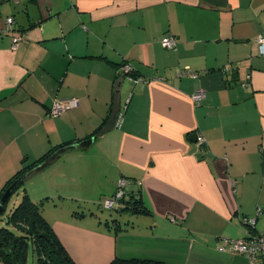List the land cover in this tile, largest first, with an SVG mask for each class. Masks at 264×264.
Returning a JSON list of instances; mask_svg holds the SVG:
<instances>
[{
	"label": "crops",
	"instance_id": "0c3cea01",
	"mask_svg": "<svg viewBox=\"0 0 264 264\" xmlns=\"http://www.w3.org/2000/svg\"><path fill=\"white\" fill-rule=\"evenodd\" d=\"M261 35L264 0H0V190L24 162L100 131L132 66L118 126L58 161L63 171L89 157L97 176L111 169L108 197L126 179L151 215L117 225L70 212L47 220L76 264H250L230 241L264 236ZM167 36L174 49L162 46ZM68 99L77 106L49 117ZM193 134L212 158L193 154ZM251 217L254 228L243 223Z\"/></svg>",
	"mask_w": 264,
	"mask_h": 264
},
{
	"label": "trees",
	"instance_id": "16d2710c",
	"mask_svg": "<svg viewBox=\"0 0 264 264\" xmlns=\"http://www.w3.org/2000/svg\"><path fill=\"white\" fill-rule=\"evenodd\" d=\"M12 18V17H9ZM13 19V18H12ZM14 31V29H13ZM9 32L8 34H10ZM7 34V35H8ZM23 37L21 35L14 36ZM125 72H121V75ZM129 78L134 79L136 76V70L131 69L129 71ZM120 75V76H121ZM69 100V99H68ZM71 100V99H70ZM52 108L49 110V117L53 118ZM96 131L93 135L98 133ZM92 135V136H93ZM91 136V137H92ZM70 144V143H68ZM68 144H63L52 148L48 153L42 156L36 162L27 163L24 162L19 170L10 177L0 190V200L3 194L10 188L22 175L30 171L37 165L44 162L58 149L67 146ZM128 181V180H127ZM131 183L128 181V185L124 188V195L118 200L117 205L113 209L107 210H117L125 211L132 215H151V211L144 205L139 194L131 192ZM25 184L20 183L12 192L9 199L19 190L24 188ZM120 190L118 185L114 195ZM9 201L7 203H9ZM6 204H4V212L6 213ZM104 204V202H103ZM43 201H34L25 192L20 204L12 210L11 215L8 217L7 227L0 228V264H29V257L31 252L36 257V264H76L64 246L62 245L58 235L54 231L51 223L47 220L43 214ZM106 209V208H105ZM116 224L115 221H111ZM257 223V217H256ZM106 224H110L106 222ZM117 225V224H116ZM248 226V225H247ZM250 228V226H248ZM255 225L253 226V228ZM251 234L247 237H254ZM110 264H163L159 262L146 261V260H122L115 259Z\"/></svg>",
	"mask_w": 264,
	"mask_h": 264
},
{
	"label": "rangeland",
	"instance_id": "374dc122",
	"mask_svg": "<svg viewBox=\"0 0 264 264\" xmlns=\"http://www.w3.org/2000/svg\"><path fill=\"white\" fill-rule=\"evenodd\" d=\"M70 155L75 154H69L66 157ZM88 160L89 162H73L69 168L66 169L64 167V171L60 168V163L63 160H60L61 162L58 161L24 183V188L19 189L7 203L6 213L0 214V228L7 227L8 217L11 215L12 210L20 204L25 192L32 200L43 201V214L46 218L49 217L50 220L51 218H59L60 215L64 216L68 212L78 214L77 218H81V220L90 219L87 224H92L94 221L92 219L95 216L104 224H106L107 220H114L116 223H120L122 220L126 221L132 218L134 215L123 210L113 211L105 209L103 202L105 203L108 198H111L108 195L113 188L110 189L103 185L105 182L103 175H107L109 180L110 175L116 172L111 173L112 171L109 168L108 172H103L97 176V173L95 174L94 172L99 169V165L98 169H96L90 157ZM107 165L109 166L103 160L102 169L107 168ZM111 179L113 180V176ZM123 216L124 218H122ZM35 261L36 257L31 252L29 264Z\"/></svg>",
	"mask_w": 264,
	"mask_h": 264
},
{
	"label": "built area",
	"instance_id": "2783aa9c",
	"mask_svg": "<svg viewBox=\"0 0 264 264\" xmlns=\"http://www.w3.org/2000/svg\"><path fill=\"white\" fill-rule=\"evenodd\" d=\"M14 20L12 18H9L5 23L4 28V34H8L9 32H13L14 29ZM22 41V38L16 37L14 38L13 42V48L17 49L20 42ZM257 43L264 48V36H259L257 39ZM177 43L172 36H167L162 40V46L167 49H174L176 47ZM131 67L124 66L123 71L125 73H129ZM186 75L190 74V71L185 72ZM205 98V92L202 90H197L192 95V99L195 102L196 105H201L203 102V99ZM78 104V101L73 100H58L56 104L52 108V114L53 116H59L62 113L71 110L72 108L76 107ZM123 113H120L119 116V122L122 119ZM199 144L204 146V140L201 136L198 138ZM128 185V181L126 179H122L119 182L120 190L117 191L115 196L108 198L106 202L104 203V207L106 209H113L116 205L118 200L124 195L125 187ZM243 223L253 227L256 224L255 218H247L243 220ZM230 249L234 252L240 253L244 255L250 262V264H256L257 260L260 256L264 255V236L263 234L255 235L254 237H246L238 240H231L230 241Z\"/></svg>",
	"mask_w": 264,
	"mask_h": 264
},
{
	"label": "water",
	"instance_id": "95a60500",
	"mask_svg": "<svg viewBox=\"0 0 264 264\" xmlns=\"http://www.w3.org/2000/svg\"><path fill=\"white\" fill-rule=\"evenodd\" d=\"M122 72H124L122 70ZM126 79H131L129 78V74L125 73L122 74L116 81L115 87H114V100H113V108L112 112L110 115L109 120L107 121L106 125L95 135L92 137H89L88 139L77 143L73 145H67L65 147H62L58 149L56 152H54L49 158H47L44 162L41 164L37 165L30 171L26 172L24 175H22L10 188L7 189V191L3 194L1 200H0V214L4 212V204H6L11 195L13 190L20 184V183H26L28 180L33 178L34 176L38 175L39 173L43 172L47 168H49L51 165L56 163L63 155L67 154L70 151H75V150H88L90 146L98 139H102L107 135L108 133L112 132L119 123V116L120 113L122 112V106H121V96H122V89L123 86L126 82ZM199 135L198 134H193L191 136V140L194 143V151L193 154H196L197 157L201 159H207V158H212L213 156L211 154H202L198 153V151L201 149L203 152L206 151V149L203 148V145L199 144Z\"/></svg>",
	"mask_w": 264,
	"mask_h": 264
}]
</instances>
